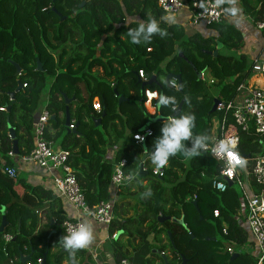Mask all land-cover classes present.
<instances>
[{
	"label": "trees",
	"instance_id": "16d2710c",
	"mask_svg": "<svg viewBox=\"0 0 264 264\" xmlns=\"http://www.w3.org/2000/svg\"><path fill=\"white\" fill-rule=\"evenodd\" d=\"M238 2L241 14L254 25L264 23V0ZM233 4L229 0L225 6L229 16L235 13ZM80 5L82 2L77 0H0V152L4 161L3 164L0 161V225L3 210L8 222L0 233V264H10L11 259L23 255H31L27 263L32 264H37L41 257H46V264L65 261L93 264L84 249L76 252L74 261L68 252L62 254L64 249L59 242L65 235L62 226L68 220L59 198L51 191L28 185L21 176L10 179L1 174L3 168L17 166L9 156L14 141L8 133V108H11L9 119L16 131L19 157L28 156L34 149L33 131L42 113L44 91L47 95L44 109L51 115L47 138L54 147L70 152L69 164L91 209L112 197L115 166L121 160L127 161L124 173L133 180L122 187L114 219L108 227L111 239L117 235L113 242L117 243L114 253L118 264L127 257L119 244L120 238L133 237L145 242L151 236L150 248L164 254L156 255L159 264H165L162 256L168 264H182L183 260L186 264H256L254 256L243 252L229 263L231 255L227 250H216L218 233L237 248L252 239L246 224H241L217 203L218 196H222L226 207L238 211V197L229 196L233 188L224 194L213 189L220 165L208 153L192 158L178 153L163 167L162 178L153 175L156 167L150 156L160 127L166 121L157 122L158 111L150 115L144 106L146 90L174 97L175 108L186 99L181 115L195 116L193 137L205 135L208 144L211 123L217 116L211 114L215 100L234 99L253 68V62L248 65L244 54H235L245 47L241 30L225 22L211 27L204 25L214 31L210 35L199 32L188 35L183 25L167 21L157 0H97L86 2L83 8ZM151 19L167 35L163 38L154 35L147 44H132L128 29ZM219 45L223 49L218 57L207 54L214 53ZM38 61L42 72L38 71ZM140 71L148 81L155 77L156 83L143 87L139 83ZM201 73L213 84L199 80ZM168 76H180L181 91L170 87L173 79L160 82L161 77ZM19 85L23 88L12 101L10 94ZM210 85L216 88L217 96L208 91ZM114 86L130 101L119 105ZM65 97L74 98L70 111L76 133H69L65 127ZM96 99L102 105L101 114L93 110ZM158 108L164 117L175 112L171 105ZM104 112L101 126L96 128L92 119L101 118ZM147 125L153 134L146 139L149 157L143 163L144 148L134 143L133 136ZM240 137L238 153L248 160L251 168V160L260 152L259 141L254 133H242ZM185 143L191 146V141ZM142 165L147 175L139 180ZM148 192L150 195H145ZM46 209L48 223L42 226L38 212ZM216 210L226 225V236L221 220L214 218ZM182 216L188 230L171 221L159 222L160 218L179 220ZM210 218L217 221V230L205 225ZM5 235L15 238L7 245L8 257L3 251ZM53 247L58 250L54 254Z\"/></svg>",
	"mask_w": 264,
	"mask_h": 264
},
{
	"label": "built area",
	"instance_id": "2783aa9c",
	"mask_svg": "<svg viewBox=\"0 0 264 264\" xmlns=\"http://www.w3.org/2000/svg\"><path fill=\"white\" fill-rule=\"evenodd\" d=\"M77 1L86 3L97 0ZM228 2L229 0H205L203 2L200 0H191V2L184 0H157V5L165 14L167 21L171 23L181 12H189L187 25L194 28L201 24L211 27L225 23L228 16L225 6ZM256 27L264 34V23H259ZM251 72L264 74V66L255 63ZM139 80L148 82L143 71L139 72ZM200 80L207 82V77L204 73H201ZM210 83L213 84V81H210ZM170 87L179 89L177 80H171ZM159 95L158 91H145L144 106H149L153 116L156 115V108L159 107L157 105ZM92 106L94 111L99 114L102 113V105L98 99L94 101ZM176 110L177 108L174 111ZM216 114L219 123L216 132L207 144V148L202 151L208 153L220 165V174L213 182V189L219 194H224L230 189L228 182H232L233 187L238 185L241 188L246 226L258 252L257 255L252 256L256 259V264H262V261H264V88L252 87L247 82L242 84L234 99L220 101ZM50 119V113L44 110L34 127V149L30 155L22 156L20 158L21 161L23 163H33L52 174L53 184L60 196L78 212L79 217L77 220H68L63 224L62 228L65 235L83 222V219L109 227L114 219V208L119 199L118 193L122 187L133 180L131 176H127L124 173L127 161L121 160L115 166L112 176V197L91 209L86 203L76 175L69 164L70 152L54 148L53 143L47 138V128ZM70 128L74 129L75 125L71 123ZM146 128L145 131L141 130V132L133 136V141L136 145H145L146 139L153 134V130L149 125ZM242 133H254L260 144V152L251 160V168L248 167V160L242 159L238 153L240 135ZM137 137H142V139ZM221 141L230 145V151L219 152L216 150ZM9 156L11 158L15 157L13 153H10ZM56 172L58 174H55ZM1 174L10 179L19 177L18 169L14 167L3 168ZM153 175L162 178L164 173L160 171V168H155ZM243 177H245V181ZM195 200L196 196L194 197ZM214 218L222 219L218 210L214 211ZM223 232L226 236V227H224ZM116 237L117 235H114L112 238L115 239ZM13 239V236L10 235H5L3 238L5 244L3 251L7 257V245ZM249 245L250 243L241 248H235L232 244L228 245L226 250L231 256L242 252L249 254ZM18 261L19 259H11L10 264H17ZM36 262L37 264H44V259L41 257ZM121 264L130 263L128 260H123Z\"/></svg>",
	"mask_w": 264,
	"mask_h": 264
},
{
	"label": "crops",
	"instance_id": "0c3cea01",
	"mask_svg": "<svg viewBox=\"0 0 264 264\" xmlns=\"http://www.w3.org/2000/svg\"><path fill=\"white\" fill-rule=\"evenodd\" d=\"M231 1H233V3H234L233 5H234V12L235 13L233 16L228 15L226 17V23H230V24L234 25L235 27H237L238 29L241 30V32L243 33V35L245 37V45H247L249 43L250 45H252V48L254 46V49L252 52V57H251V59H253V61H252L253 65L256 63V64H260V65L264 66V59H263V55H264V34L257 29L256 25L253 24V22L249 19V17L241 14L240 7L237 6V4H235V0H230V2ZM236 1L238 2V0H236ZM189 15H190L189 12L183 11L173 20L174 21L173 23H180L177 19L178 17H180L182 19V22H183L180 24L185 27L188 35H193L196 32H199L205 36L206 31L204 29L199 30L200 25L197 27H194V28L188 27L187 22H188ZM248 22L251 24V26H253V28L247 25V24H249ZM201 25H203V24H201ZM190 30H192V31L189 32ZM257 39H259V41H257ZM243 54L247 56V54H245V53H243ZM262 75L263 74H254L251 72L249 79L247 80V84L252 86V87L264 88V78L262 77ZM155 80H156V78H155ZM147 108L151 112V109L149 108V106H147ZM211 126H212V130H211V139H212L215 132H216V128H217V125H214V119L211 123ZM211 139H210V141H211ZM54 148L61 149L60 147H54ZM114 154H115V152H114ZM20 158L21 157L11 158L17 165L16 168L18 169L19 176L25 178L27 180V184L30 186L40 187V188H43L47 191H51L57 198H59L61 200L63 210L67 216V220H72V221L77 220L79 217L78 212L75 211L73 209V207L64 198H62L60 196L59 192L57 191V189L55 188V186L53 184L52 174H50L48 171L38 167L37 165H35L33 163H23ZM0 161L2 162V164L4 163V161L2 159L1 152H0ZM55 174H58V172H56ZM120 192L118 193V196H119ZM29 195H30V193H29ZM33 203H35V202H33ZM47 210L48 209H46V211L42 210V211L38 212V218H39L40 224L42 226H44L48 223ZM83 222H90L93 226V237H94L93 242L89 247L84 249L86 251V253L92 257L93 264H118L116 262V256L114 253L115 252L114 249L116 248L117 243L115 244L113 242V240H117V238H115V239L110 238V235L108 233V227L104 226V225H99V224H97L91 220H88V219H83ZM239 222L241 223V221H239ZM54 232L55 231H53V233ZM152 238H153V236L149 237L145 242H148V244H149V242H151ZM140 242H141V240L135 239L133 237H122L119 239V244L123 247L122 251L127 256L124 260H128L130 264H137L134 261V256L138 255V250H137L136 245L139 244L142 246V244L145 243V242L144 243L143 242L140 243ZM250 243H251V245L253 244V242H250ZM150 244H149V248L147 247L148 252L150 251V254L149 253L147 254V256L143 259L142 264H144L145 262H149V261L153 262L154 264H159L160 261H159L158 257H156V255L159 254L160 252L156 249H151ZM4 246H5V244H4ZM61 247H62V245H61ZM57 251H58L57 248L53 247L52 254L56 253ZM248 251H249L248 252L249 255H257V253H258L255 245L250 246V248H248ZM160 254L164 255V254H162V252ZM21 257L26 258V257H28V255H23ZM162 257L164 259H166V257H164V256H162ZM20 258H18L19 261H20ZM43 259H44V264H46V262H47L46 257ZM51 264H53V263H51ZM63 264H68V263L65 261Z\"/></svg>",
	"mask_w": 264,
	"mask_h": 264
},
{
	"label": "clouds",
	"instance_id": "9594fccd",
	"mask_svg": "<svg viewBox=\"0 0 264 264\" xmlns=\"http://www.w3.org/2000/svg\"><path fill=\"white\" fill-rule=\"evenodd\" d=\"M157 34L162 38L167 35L155 19L139 22L137 28L128 29L127 32L130 42L135 45L147 44ZM158 105L162 107L171 105L173 110H175V98L160 94ZM194 127V115H180L179 117L167 119L160 127L159 135L155 139L150 156L152 164L157 169L165 167L169 162V158L176 156L178 153H181L185 158L199 156L207 148L209 138L205 135L193 137ZM137 138L142 139V137ZM187 141H191L190 147L185 143ZM216 150L228 152L230 151V145L221 141ZM145 195H150V192L145 193ZM93 239L92 224L90 222H81L68 234L63 235L59 244L62 245L63 249L69 253L70 258L74 261L76 252L89 247ZM262 264H264V261H262Z\"/></svg>",
	"mask_w": 264,
	"mask_h": 264
},
{
	"label": "water",
	"instance_id": "95a60500",
	"mask_svg": "<svg viewBox=\"0 0 264 264\" xmlns=\"http://www.w3.org/2000/svg\"><path fill=\"white\" fill-rule=\"evenodd\" d=\"M84 6H85V3H82V5H80V8H83ZM222 49H223V46H222V45H219L218 49H217L214 53H212V52H208L207 54H208V55H213V56L216 58V57H218L219 52H220ZM37 63H38V71H39V72H42V71H43V67H42L40 61H38ZM16 68H17V72L20 73V72H21V69H20L17 65H16ZM198 78H199V80L201 79V74H198ZM171 79H175V80L178 81V83H179V89H178V90L181 91L182 83H181V78H180V76H178V77H173V78H172V76H168L166 80H167V82H169ZM139 82H140V81H139ZM155 83H156V81H155V77H153L152 80H150V81H148V82H143V83L140 82V84H142L143 87H146L147 85H152V84H155ZM22 88H23V86H22V85H19L18 88H17V90H16L14 93H11V94H10V95H11V99H12V101H14L16 93H18L19 91H21ZM113 91H114V94H115L116 98H118L119 105H122V104L125 103V102H129V99H126L124 96H122V95H120V94L118 93V90H117V87H116V86L113 87ZM73 101H74V98L69 99V98L65 97V102H66V123H65V127H66V129L68 130L69 133H76V132H77V131H76V130H77L76 127H75L74 129H71V128H70V127H71V111H70V104H71ZM185 102H186V99H183L182 102H181V103L179 104V106L177 107V110L173 113L172 118H173V117H179V116L181 115V113H182V109H183V106H184ZM219 104H220V101H219V100H215L214 105H213V108H212V110H211V114H216V111H217V108H218ZM10 110H11V108L9 107V108H8V119H7L8 133H9L10 138L14 141V145H13V151H12V153H13V155H14L15 157H19L18 142L16 141V131H15V129L11 126V124H10V119H9V113H10ZM105 115H106V113L104 112V114H103V116H102L101 118H99V119H92V121L94 122L96 128H99V127L101 126L102 120L104 119ZM156 121H157V122H160V121L164 122L163 120H156ZM165 121H166V120H165ZM146 129H147L146 127L143 128V131H145ZM143 148H144V152H145V153H144V158H143V163H144V162L148 159L149 156H148V154H147V152H146L145 145H143ZM160 171L163 172V167L160 168ZM146 175H147V173L144 171V167H143V165H142V166L140 167V171H139V174H138V176H137V179L141 180V179H143V177L146 176ZM228 184H229V187H230V188H233V183H232V182H228ZM194 205H197V203L194 202ZM2 214H3V219H2V223H1V225H0V233H3V232L5 231V228L8 226L7 219H6V217L4 216V214H5V211H4V210L2 211ZM167 221H171V222L175 223L176 225L182 226L183 228H185L186 230H188L187 225H186L185 220H184V216H182V218L179 219V220H178V219H174V218L171 219L170 217H164V218H160V219H159V222H160L161 224H164V223L167 222ZM169 237H170V239H171V235H170V233H169ZM14 240H15V238H14ZM213 241H216V238H214ZM59 243H60V242H59ZM66 252H67L66 250H63L62 254L66 253ZM158 253H159V252H158ZM239 255H240L239 253H237V254H233V255L231 256L230 260H229V263H232L233 261H235V260L239 257ZM31 259H32L31 256H28V257H26V258L21 257V258H20V262H21L22 264H24V263H27L28 261H31ZM163 259H164V258H163ZM164 260H165V264H168V261H167L166 259H164ZM72 264H73V263H72ZM182 264H186V261L183 260Z\"/></svg>",
	"mask_w": 264,
	"mask_h": 264
},
{
	"label": "rangeland",
	"instance_id": "374dc122",
	"mask_svg": "<svg viewBox=\"0 0 264 264\" xmlns=\"http://www.w3.org/2000/svg\"><path fill=\"white\" fill-rule=\"evenodd\" d=\"M235 4H237V6H239V3L235 0ZM180 17H178L177 19H178V21L180 22V23H183L182 22V19L180 18ZM174 22V21H173ZM249 23V22H248ZM250 24V23H249ZM249 24H247L248 26H250V27H252L253 28V26H251V24L249 25ZM196 29V28H195ZM205 30L206 32V34L207 35H210V34H212L214 31L212 30V29H210V28H205V26H203V25H200V27H199V30ZM192 30H190L189 32H191ZM205 34V36H207ZM257 41H259V39H257ZM248 43V42H247ZM251 46V47H250ZM253 49H254V46H253V48H252V45H250L249 43L247 44V45H245V47L243 48V50L241 51V52H235V54L238 56V55H240V54H243V53H245V54H247V63H248V65L250 64H252V61H253V59H251V57H252V52H253ZM249 54H248V53ZM263 59H264V55H263ZM262 77L264 78V74L262 75ZM165 82L166 81V79L165 78H163V77H161L160 78V82ZM206 83H210L209 82V80H208V78H207V82ZM208 91L210 92V94L211 95H213L214 97L215 96H217V92H216V88L214 87V86H212V85H210L208 88ZM166 90H167V88H166ZM46 101H47V95H46V91H44V95H43V100H42V104H41V111L43 112L45 109V107H44V105H45V103H46ZM145 108H146V110H147V113H149L150 115L153 113L152 111L150 112L149 110H148V108H147V105L145 106ZM156 111H158V115H157V117L155 118L156 120H163V121H165V120H167V119H170L171 117H164V116H162V115H160V113H159V108H156ZM156 114H157V112H156ZM219 123H218V116H215V118H214V125H218ZM243 180L245 181V177H243ZM229 196L231 197V198H234L235 199V196H237L238 197V201H239V203H238V205H237V207H238V211L235 213V212H233L229 207H226V205H225V202L224 201H222V196H218V198H219V200H218V204L220 205V206H223V207H225V208H227L228 209V212L233 216V217H236V218H238V220L239 221H241V224H246V222H245V212H244V202H243V200H242V196H243V192H242V190H241V188L238 186V185H236V186H234L233 187V191L229 194ZM203 210L204 211H206V207L204 206V208H203ZM208 218V217H207ZM195 220V219H194ZM221 224L223 225V227H226V225H225V223L221 220ZM205 225L207 226V227H209L210 229H212V230H217V227H218V223H217V221L216 220H214V219H207L206 220V223H205ZM217 241H218V243L216 244V250L217 251H220V249H221V251H225V249H227V246L229 245V241L223 236V235H220L219 233H218V237H217ZM252 239V238H251ZM141 243V242H140ZM144 243V242H143ZM151 242H149V244H150ZM149 244H148V242H145L144 244H142V246L141 245H139V244H137L136 246H137V250H138V255L137 256H134V261L137 263V264H142V262H143V259L147 256V254L149 253L150 254V251L148 252V249H147V247L149 248ZM250 246H254V244H252L251 245V243H250V245L248 246V248H250ZM219 247H221V248H219ZM236 247V246H235ZM237 248V247H236ZM140 249V250H139ZM247 254V253H246Z\"/></svg>",
	"mask_w": 264,
	"mask_h": 264
}]
</instances>
